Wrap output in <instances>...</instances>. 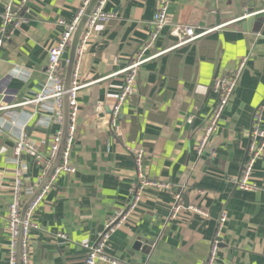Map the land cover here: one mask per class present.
<instances>
[{
  "label": "crops",
  "instance_id": "1",
  "mask_svg": "<svg viewBox=\"0 0 264 264\" xmlns=\"http://www.w3.org/2000/svg\"><path fill=\"white\" fill-rule=\"evenodd\" d=\"M7 1L0 0V25ZM20 1L13 0V8L23 23L7 28L0 52V264H7L9 187L18 166L13 142L24 133L45 156L59 129L50 107L17 105L32 99L45 82L48 50L63 31L58 22L71 23L84 0ZM156 4L108 0L105 5L115 18L96 25L79 60L85 87L78 94L71 148L76 172L57 177L38 206L37 229L29 238L31 264H82L80 244L95 240L107 220L130 201L136 175L127 147L144 152L147 179L171 189L145 191L136 213L109 240L111 259L121 264H203L225 215L215 264H264V153L252 173L256 190L237 187L259 107L264 129V0H172L173 25L212 31L178 48L170 27L161 33L152 52L162 54L140 69L114 135L108 104L123 79L113 74L147 40ZM244 57L246 69L218 130L197 156V136L217 100L213 82L230 74ZM20 161L27 167L24 183L34 194L46 173L29 155ZM171 192L180 194L184 206L174 218ZM192 207L204 215L188 210ZM56 234L66 241L55 239ZM147 244L151 246L144 254Z\"/></svg>",
  "mask_w": 264,
  "mask_h": 264
},
{
  "label": "built area",
  "instance_id": "2",
  "mask_svg": "<svg viewBox=\"0 0 264 264\" xmlns=\"http://www.w3.org/2000/svg\"><path fill=\"white\" fill-rule=\"evenodd\" d=\"M44 1V0H40ZM172 0H157L156 9L150 22L149 35L145 43L139 48L137 53L132 56L128 64L119 69L113 76L122 75L123 84L115 100L108 104V125L114 135L119 134V116L123 105L129 97L134 94L136 80L142 66L160 56L162 53H153L152 48L159 39L161 33L166 28L170 29V36L176 38L177 44L174 48L192 43L212 30L197 32L194 27L187 25H173L169 15V8ZM26 2L21 0L20 4ZM91 0H84L82 7L78 10L71 23L59 21L58 25L63 26V31L57 39L53 41L52 47L47 53V63L45 68L46 79L42 86L35 91L33 98L18 104L17 106H48L53 110L54 119L59 129L53 134L48 153L44 156L39 153L35 142L29 140L24 133H19L13 142V156L18 166L13 173V184L10 185L11 203L8 206L6 216V233L8 235L7 264H31L30 262V232L37 229L34 223V216L44 195L52 188L55 179L61 174L73 175L76 172L71 163V148L75 137L77 118L79 113L78 94L85 87L79 80V60L83 51L91 38V35L99 23H104L115 18V15L106 12L105 5L108 0H99L92 13L88 16L84 26V31L80 37L76 49V57L71 73L70 87L64 90L63 77L61 73L64 69V55L69 52L74 33L77 30L80 20L85 14ZM23 23L19 20L17 12L13 8V0L5 3L1 15L0 25V52L7 36L9 26L18 28ZM219 28V27H218ZM215 28L214 30L218 29ZM248 63V58H241L235 65L233 71L222 77H217L212 85V92L217 97L214 108L212 109L206 123L200 129L196 141V155L200 156L205 150L210 139L218 130L224 110L244 72ZM67 95L68 101V127L64 149L61 154L58 166L53 170L48 181L43 186L40 193L29 204L23 219L21 220V210L28 198L33 194L32 189L24 183V174L27 167L20 161L24 155H29L42 169V175L53 162L61 141L63 124V99ZM4 108H0L2 110ZM263 108L259 107L253 114L252 126L250 129L249 145L246 151L245 160L241 169V175L237 181V187L242 191L253 192L256 190L252 183V173L256 163L264 153V129L262 128ZM133 158L136 178L130 189V201L125 209L116 211L105 223L103 230L93 241H84L80 245L85 251L82 264H121L109 257L107 251L108 242L115 232L125 226L137 211L142 201V197L148 188H164L169 191L168 185H163L147 179L143 174L144 152L140 149L126 148ZM174 199L172 207V218L181 213L183 201L179 193L171 192ZM191 212L204 215L203 211L194 207L188 208ZM226 216L222 215L216 227L214 238L210 245L209 256L203 264H215L217 261L219 240L223 230ZM54 238L61 242L66 241L65 235L56 234Z\"/></svg>",
  "mask_w": 264,
  "mask_h": 264
},
{
  "label": "water",
  "instance_id": "3",
  "mask_svg": "<svg viewBox=\"0 0 264 264\" xmlns=\"http://www.w3.org/2000/svg\"><path fill=\"white\" fill-rule=\"evenodd\" d=\"M99 0H91V2L89 3L88 7L85 10V14L82 17V19L79 22V25L77 27L76 32L73 35L72 38V42H71V47L69 49V52L67 54L64 55V59L67 60L66 64L64 63V67H66V70L63 71L61 73V76L63 77V87L64 90H68L70 87V80H71V73H72V69L74 66V62H75V57H76V49L78 47V43L80 40V37L84 31V26L87 22V18L88 16L92 13L93 9L95 8V6L97 5ZM67 127H68V101H67V95L64 96L63 99V124H62V136H61V141H60V145H59V149L58 152L53 160V162L51 163L50 167L48 168L46 175H45V179L41 185V187H39L38 190H36V192L24 203L22 210H21V220L24 217V214L29 206V204L31 203V201L40 193V191L42 190L43 186L46 184V182L48 181L50 175L52 174L53 170L58 166L59 162H60V158H61V154L62 151L64 149V144H65V139L67 136ZM3 137V135L0 133V139ZM148 246H146L145 251L144 249H142V252L144 254H146L148 251L147 248L150 247V244H147Z\"/></svg>",
  "mask_w": 264,
  "mask_h": 264
}]
</instances>
